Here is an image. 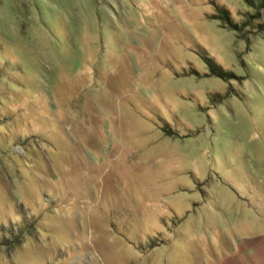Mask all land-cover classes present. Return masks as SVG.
<instances>
[{
	"label": "rangeland",
	"instance_id": "374dc122",
	"mask_svg": "<svg viewBox=\"0 0 264 264\" xmlns=\"http://www.w3.org/2000/svg\"><path fill=\"white\" fill-rule=\"evenodd\" d=\"M0 264H264V12L0 0Z\"/></svg>",
	"mask_w": 264,
	"mask_h": 264
},
{
	"label": "trees",
	"instance_id": "16d2710c",
	"mask_svg": "<svg viewBox=\"0 0 264 264\" xmlns=\"http://www.w3.org/2000/svg\"><path fill=\"white\" fill-rule=\"evenodd\" d=\"M251 6H253L254 8H256L258 10V12L262 11L264 12V0H246ZM218 12L220 14H216L219 18L225 20L229 26L234 27L235 29H240V26L234 22H232V20L230 19L229 13L227 10L222 9V8H218ZM245 25H249V22H245ZM209 63V66L211 68V70L213 71V73H216L220 76L223 77H227V76H231L232 72L226 71L224 69H222L218 64H216L215 62H213L210 58L206 59ZM164 131H166L168 134H176L178 135V132L172 131L168 128H163Z\"/></svg>",
	"mask_w": 264,
	"mask_h": 264
}]
</instances>
